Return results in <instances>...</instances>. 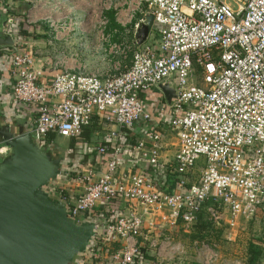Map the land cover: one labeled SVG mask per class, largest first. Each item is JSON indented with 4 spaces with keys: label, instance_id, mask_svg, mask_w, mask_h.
Instances as JSON below:
<instances>
[{
    "label": "built area",
    "instance_id": "obj_1",
    "mask_svg": "<svg viewBox=\"0 0 264 264\" xmlns=\"http://www.w3.org/2000/svg\"><path fill=\"white\" fill-rule=\"evenodd\" d=\"M67 1L52 0L50 6L57 10ZM38 7L32 4L33 11ZM137 12L143 17L134 24ZM145 14L153 17L155 41L138 45L134 36ZM41 18L54 38L61 30L72 31L71 26L81 30L78 21L61 28L53 17ZM113 19L119 29L99 37L111 61L103 72L68 69L64 59H56L54 75L38 83L31 49L22 40L7 48L13 97L34 107L30 134L42 148L50 147L49 133L77 138L97 120L117 127L94 145L105 162L101 169L79 172L83 190L77 197L48 186L76 224L87 222L99 204L107 207L91 242L99 251L74 263L185 264L192 249L197 264H249L246 249L242 256L222 257L216 242L193 240L188 247L173 235L190 233L201 213L234 243L249 223L264 221V0H137L125 16L113 11ZM84 20L91 22V15ZM99 22L104 27L109 20ZM117 33L123 38L115 42ZM79 48L91 53L89 44ZM197 70L201 85L194 80ZM170 79L175 80L174 98L160 111L168 112L175 151L163 163L164 134L149 124L142 96L164 81L171 84ZM139 122L145 127L138 137L121 144L120 130ZM124 152L146 163L150 172L120 169ZM200 160L197 172L193 166Z\"/></svg>",
    "mask_w": 264,
    "mask_h": 264
},
{
    "label": "crops",
    "instance_id": "obj_2",
    "mask_svg": "<svg viewBox=\"0 0 264 264\" xmlns=\"http://www.w3.org/2000/svg\"><path fill=\"white\" fill-rule=\"evenodd\" d=\"M0 2L6 4V12L11 21L20 19L24 22L28 19V25H38L39 28L31 31L32 36L16 40L17 43L23 41V47H29L34 53L36 58L35 70L41 75L38 83H44L54 75L51 65L56 59H64L67 62L68 69L82 67L91 73L107 70L111 65V61L105 53L107 45L101 43L99 37L111 32L110 22L104 27H99V20L92 19L91 22L84 20L83 13L92 12L94 14L103 11L108 12L107 15L114 11V13L120 12L125 16L127 12L135 7L137 0H68L60 5L57 10L51 8L52 0H32L31 4L16 0H0ZM33 3L39 6L38 11H33ZM42 16L53 17L59 21L57 24L61 28L67 27L69 21L81 22V30L71 26L72 31L61 30L54 38L50 24L47 20L42 19ZM101 18H105V16ZM139 20V13L137 12L133 19L134 24ZM93 28L102 29L103 33L100 31L95 32ZM82 42L91 45V53L89 51L84 52L79 48V44ZM97 47L99 50H96ZM11 82L13 81L10 76L9 53L8 50H2L0 51V125L7 124L11 126L16 134H30L35 118L34 107L16 102L12 94ZM170 83L174 84L175 80L170 79ZM142 101L151 116L149 124L164 134V149L161 152V161L168 163L174 156L175 149L172 145H174L175 139L167 128L165 117L168 112L160 111V106L164 102L163 95L157 88H153L142 96ZM92 125L95 126V132H92L89 142H82L78 140V137L67 139L55 136L60 138L61 147L58 142H54L56 138L51 144H47L51 148L53 144L54 148L52 149H56L57 154L61 156L62 165L59 179L51 184L55 187L58 186L56 191L62 190L64 196L71 199L77 197L83 190L82 183L77 181L79 172L83 171L85 167L93 166L95 169H101L104 165L105 157L95 152L94 145L104 143L106 135L110 131L117 130V127L105 126L98 120L90 126ZM144 127L145 125L142 122L135 124L134 128L130 129V137L137 138V134H140ZM0 147L4 148V153L0 156L1 159L7 152V148L2 143H0ZM119 164L120 169L124 171L146 174L150 172L147 164L134 159L130 152H124L121 155ZM194 176H197V174ZM106 208L104 205L99 204L93 212L88 213L86 216L87 222L93 223L97 229H100L99 226Z\"/></svg>",
    "mask_w": 264,
    "mask_h": 264
},
{
    "label": "water",
    "instance_id": "obj_3",
    "mask_svg": "<svg viewBox=\"0 0 264 264\" xmlns=\"http://www.w3.org/2000/svg\"><path fill=\"white\" fill-rule=\"evenodd\" d=\"M6 10L0 2V49L17 46ZM152 25V15L145 14L134 36L138 45ZM157 89L169 105L173 85L164 81ZM0 143L7 148L0 159V264H75L72 257L87 248L96 229L93 223L76 224L48 195L60 176L61 156L7 124L0 125Z\"/></svg>",
    "mask_w": 264,
    "mask_h": 264
},
{
    "label": "rangeland",
    "instance_id": "obj_4",
    "mask_svg": "<svg viewBox=\"0 0 264 264\" xmlns=\"http://www.w3.org/2000/svg\"><path fill=\"white\" fill-rule=\"evenodd\" d=\"M106 13L108 12H97V13H83L84 17H89L91 15L92 19L94 20H100L101 17L105 16L106 19H109L108 15H106ZM155 30H151L149 32V35L147 36L148 38L146 39L145 43H151L153 41H155ZM123 35H120L119 33H117L115 36H113V41L118 42L121 40V38ZM132 32L130 34H128L127 38L128 40H132ZM126 65L128 64L127 61L125 62ZM201 74L200 72L197 70L195 72V83L201 85ZM97 131V130H96ZM95 132V130L93 131ZM93 137V136H92ZM56 138V137H54ZM60 138H56L54 140V142H58L60 147H61V142H59ZM52 148H54L53 144L51 145ZM51 148V147H50ZM199 166H202V160L196 162L195 166H193L194 170L198 172L199 170ZM195 179V177H193ZM192 181V179H191ZM174 238L177 241H180L182 243H184L185 245H187L188 247L191 245V241L193 240H201L199 239L200 236L196 233V230L194 231V229L190 232V233H184L182 231H180L179 233L173 235ZM205 240H208L209 242H216L217 244L220 245V252L222 257H226V256H242L241 253H243L244 249H246V244L248 243V241L250 240H254L257 241L259 243H261V246H264V221L263 220H256L253 221L252 223H249L245 229L239 234L238 238L235 240L234 242H228L225 241L223 239V234L220 232L217 234L216 232H212V235H205ZM112 251V250H111ZM188 255H186V261L185 264H197L195 256L193 255V250L189 249L188 250Z\"/></svg>",
    "mask_w": 264,
    "mask_h": 264
},
{
    "label": "trees",
    "instance_id": "obj_5",
    "mask_svg": "<svg viewBox=\"0 0 264 264\" xmlns=\"http://www.w3.org/2000/svg\"><path fill=\"white\" fill-rule=\"evenodd\" d=\"M109 17V22H110V27L111 28H116L119 29V27L116 25V23L114 22L113 19V13L111 14H107ZM143 15H139V18H142ZM39 28L38 25H28L25 22L21 21L20 19H16L15 21H13V23H11L10 26V31L14 34V36L16 37V39L18 40L19 38H26L29 36H32L31 31L34 29ZM2 50H7V48H2L0 49V51ZM93 130H95V126H88L85 127L83 129V131L80 133V135L78 136V140L82 141V142H89L91 134L93 132ZM122 135H123V139L121 141V144L123 142V140H128L130 139L131 142L134 141V138L130 137L131 135V131L130 129H121L120 130ZM55 137L54 133H49L46 140H47V144H51L53 139ZM60 177V176H59ZM58 177V179H59ZM57 179V180H58ZM50 199L52 201H57V198L51 194H48ZM196 230V233L200 236L199 239L201 240H205V235H212V232H216L217 234L219 233V230H215L213 229L210 224L207 222L206 218H205V214L201 213L198 217L197 223L194 226V231ZM208 241V240H207ZM99 248L98 247H93L92 243H90L87 248L78 253L76 256L72 257V261L73 262H80L82 261V257L83 255H85L88 252H98ZM247 254V260L249 264H259L260 259L262 257H264V248L263 246H261V243L254 241V240H250L248 241V243L246 244V253Z\"/></svg>",
    "mask_w": 264,
    "mask_h": 264
}]
</instances>
